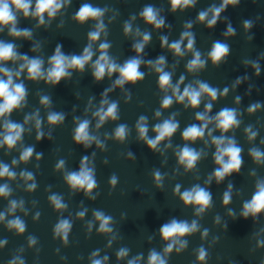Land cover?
Here are the masks:
<instances>
[{
    "label": "clouds",
    "instance_id": "clouds-1",
    "mask_svg": "<svg viewBox=\"0 0 264 264\" xmlns=\"http://www.w3.org/2000/svg\"><path fill=\"white\" fill-rule=\"evenodd\" d=\"M71 0H0V32L7 29V33L14 39H32V31L28 28H20L18 24L20 18L34 19L37 27L45 26L47 22L51 21L70 4ZM171 5V11L177 10L183 11L184 9L193 7L197 0H169ZM240 3V0H221L219 6L213 4L206 10L199 12L197 21L200 23H206L208 28H212L217 24L221 13L226 10L228 6H235ZM108 9L93 6L90 3H84L80 6L79 10L73 16V19L79 23L84 24L88 21H94V29L88 33V44L84 47L80 55L70 54L66 55L61 46L57 45L54 53L47 60V67L41 57L30 58L26 54H20L17 51V46L11 42H5L0 40V121H2V131H0V148H7L9 151L16 148L18 143L22 141L25 125L30 122L34 123L36 129V140L40 141L44 133L41 131L42 120L40 118L39 111L26 115L24 117V123H16L10 119L11 114L15 110L21 109L26 103V97L28 90L25 87L23 81L20 80L22 74L26 73V78L29 81L37 82L44 81L46 84L56 86L62 80L70 78L73 71L83 72L87 65H90L92 69V76L96 82L102 81L105 76L111 78L116 74L117 78L114 80L111 88L106 89L102 94V99L99 108L93 112V117L96 119L95 128L100 129L107 121H116L119 119V107L115 101L110 102L107 99L108 92L115 88L123 89L126 84H136L144 79L145 73L140 71L141 65L145 61L141 58L140 54L143 53L145 46L151 40V34L147 31L141 32L139 28L135 30L134 35L140 37L132 47L137 54L134 57L127 59L123 64H119L116 60L109 55L110 43L107 41L99 43L98 49L94 51L93 45L97 41H100L102 34L107 36L106 25L104 23V16ZM139 16L143 21L153 26L155 29H161L165 26V19L160 15V9L153 5H146L139 13ZM124 23V34H133L132 20ZM252 27L251 21L244 22V28L247 30ZM185 30L181 33L180 38L176 41L169 43L166 36L161 37V47H167L176 57H183L186 53H192V59L188 61L186 69L189 73H196L205 67L206 60L202 58L199 51L195 49V37L190 31L192 28V22L189 21L184 25ZM235 34V30L228 26L225 36H232ZM187 41L186 46L184 41ZM183 46V47H182ZM39 45H34L32 51H37ZM230 48L226 43L220 41L215 42L212 45L211 51L208 52L207 57L211 60L213 65H219L229 54ZM98 52V56L93 62V57ZM11 62L13 64L18 63L16 68H8L6 65ZM245 63H248L247 61ZM147 65L158 75L159 89L165 94L160 102V109H169L174 102L183 104L185 108L197 109L199 108L202 99L207 97L210 101L204 105L203 112H197L195 115L198 124H191L187 126L182 132V139L186 142L185 146L179 148L176 151V156L179 165L183 166L185 171H191L195 169L197 162L202 158L204 153L197 151L188 146V143H194L197 140H203L207 131V136L211 139V145L215 147V153L213 156L216 169L208 177L206 183H211L213 179L217 183L222 182L226 177L233 173H239L242 166V148L238 146L236 140L233 137L225 135L230 130L236 129L240 126L239 113L236 109L223 108L215 116H210L209 113L212 110V103L215 102L218 97H223L228 94L229 89L225 87L223 91L217 88L211 87L207 82L200 80L194 83H189L184 86L181 91V85L184 84L185 77L182 75L179 81L175 84L172 83V74L165 71L166 58L159 56L155 61H147ZM251 66L255 69L256 74H260V68L258 63L251 62ZM241 80L238 78L233 85L240 84ZM171 92V95L168 93ZM130 98V97H129ZM240 102V98L237 97L236 103ZM50 97L43 95L40 97V104L45 108L50 106ZM261 105L259 103L249 106L248 113H254L259 109ZM155 116L158 118L161 116V111H156ZM65 116L61 112L50 111L47 114V123L50 126L60 125L64 122ZM90 123L88 119L80 120L77 118L76 127L73 132V140L76 144L83 145L84 148H89L96 144L98 148L103 149L104 144L98 136L91 134ZM209 125H214V129H210ZM138 133V139L145 142L150 150L158 151L159 145L163 141H170L173 135L179 128V123L175 120V114L162 122L157 123L152 131L155 133L154 138H149L148 121L147 117L141 115L135 125ZM213 130H219L221 133L219 136H213ZM129 134V129L126 124H120L114 130L112 138L119 142H124ZM245 134L249 141L256 139L257 132L253 131L252 127L245 128ZM50 135V134H49ZM264 143V141H262ZM170 147L171 145H167ZM34 148L29 146L23 148L19 155V161L12 160V165L15 166L18 162L27 163L33 156ZM249 155L256 164H264V151L258 148H251ZM131 157V153H129ZM41 158L40 154L36 155V159ZM65 167V161L60 160L56 164L57 170H62ZM20 178L27 183L26 190L32 192L36 188L34 182V176L30 172H20ZM16 172L12 168L4 163H0V180L7 179L12 181L16 179ZM154 181L157 187H160L163 181V176L159 171L153 173ZM64 180L73 191H83L84 194L91 199H95L92 195L93 190L97 187V181L95 178V169L87 157H84L80 161L78 171H69L64 175ZM109 183L115 187L117 184V177L113 175L110 178ZM175 192L179 194L180 200L185 206H192L195 209V214L201 216L207 209L212 206V195L204 187L195 185L190 189L180 192V186L177 185ZM12 193L8 183L0 184V197L8 198ZM232 199V185H228V190L223 194V204L229 205ZM50 203L57 211L64 210L67 205L63 202L62 197L58 195H51L49 197ZM17 210L25 211L23 200H10L5 212H0V223H3L6 216H14ZM261 213H264V179H259L255 185V191L252 194L250 200L243 203L242 211L240 215L247 219L248 217L257 218ZM79 218H83L85 211L77 213ZM96 221L99 222L98 232L103 234L112 233V217L106 215L103 211H94L93 213ZM229 215H232L231 211ZM37 214L34 219H38ZM218 222V221H217ZM6 227L10 231H15L17 234H23L26 230L25 222L19 217L7 220ZM91 223H89V230H91ZM72 224L68 219H61L54 228V237H59L65 244L68 242V235L71 231ZM200 229V225L196 220L188 221L172 219L170 222L165 223L160 228V236L163 241L166 242V246L163 252H157L155 249L151 250L147 257V264H167V256L172 253L173 250L177 253L181 252L187 247L186 236H190ZM208 232L205 230L202 236H207ZM6 241H0V248L4 246ZM37 243L35 237H29V246H34ZM99 255L98 251L92 253L91 264H105L108 257L103 259L96 258ZM128 256V249L121 248L117 252V259H124ZM208 256L207 251L200 247L197 250V259L204 262ZM142 256H136L128 261V264H140ZM9 264H24V260L15 256L9 261Z\"/></svg>",
    "mask_w": 264,
    "mask_h": 264
}]
</instances>
